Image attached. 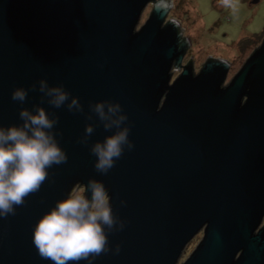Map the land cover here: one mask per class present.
<instances>
[{
  "label": "water",
  "instance_id": "water-1",
  "mask_svg": "<svg viewBox=\"0 0 264 264\" xmlns=\"http://www.w3.org/2000/svg\"><path fill=\"white\" fill-rule=\"evenodd\" d=\"M157 5L0 0V127L21 124L20 108L41 103V78L84 107L72 113L43 102L59 117L54 131L67 161L47 170L14 215L0 217V264H53L37 252L33 228L90 179L104 184L124 222L93 264H264V36L227 81L221 58L204 60L196 74L189 62L173 77L184 45L177 22H164L169 7ZM16 87L28 89L24 104L12 100ZM102 100L121 104L134 145L106 175L95 170L90 145L115 130L87 119L89 102ZM88 123L94 132L85 145Z\"/></svg>",
  "mask_w": 264,
  "mask_h": 264
},
{
  "label": "clouds",
  "instance_id": "clouds-1",
  "mask_svg": "<svg viewBox=\"0 0 264 264\" xmlns=\"http://www.w3.org/2000/svg\"><path fill=\"white\" fill-rule=\"evenodd\" d=\"M219 2L221 7L233 13L238 10V0ZM157 6L166 9L170 5L168 0H158ZM31 87L35 90L36 83ZM38 88L41 103L34 104L33 109L20 108L22 123L0 127V217L3 218L14 215L26 197L40 190L48 179L49 168L67 161L54 131L59 117L50 116L42 106L43 102L46 100L56 109L66 107L72 113L84 112L80 99L62 84L49 85L47 79L41 78ZM11 97L24 104L28 89L16 87ZM88 107L87 119L91 120L95 115L106 131L115 130L90 145V152L96 157L95 170L106 175L124 154L125 147L128 150L134 147L125 123L127 115L117 101H90ZM93 132L94 125L86 124L80 143L87 145ZM123 227L124 222L113 213L104 184L90 179L86 190L73 189L38 219L32 240L39 255L53 264H78L80 261L93 264L98 256L112 250L109 233ZM119 250L117 244L115 252Z\"/></svg>",
  "mask_w": 264,
  "mask_h": 264
},
{
  "label": "rangeland",
  "instance_id": "rangeland-1",
  "mask_svg": "<svg viewBox=\"0 0 264 264\" xmlns=\"http://www.w3.org/2000/svg\"><path fill=\"white\" fill-rule=\"evenodd\" d=\"M168 2L169 15L179 22L178 25L184 35L190 40L195 65L204 62L207 56L228 60L231 64L226 81L264 36V0L256 2L238 0V10L235 13L221 7L219 0H168ZM149 9L150 5H146L138 25L146 19ZM259 33L261 35L257 40L260 41H253L244 51L237 49L236 42L240 37ZM73 189L83 190V187L75 186ZM201 235L202 232L199 231L188 242L181 259L193 249Z\"/></svg>",
  "mask_w": 264,
  "mask_h": 264
},
{
  "label": "flooded vegetation",
  "instance_id": "flooded-vegetation-1",
  "mask_svg": "<svg viewBox=\"0 0 264 264\" xmlns=\"http://www.w3.org/2000/svg\"><path fill=\"white\" fill-rule=\"evenodd\" d=\"M154 4V1L153 2H150L148 5H150V9H149V12L148 14L150 13L151 9H152V6ZM170 11H169V8L167 10V13H166V16H165V20L164 22L172 19L171 16L169 15ZM174 20V19H173ZM177 22V21H176ZM179 24V22H177V25ZM178 29L180 31V41L183 42V55H182V58H181V62L180 64L178 65H173L172 66V72H174V76H176V74L179 73V71H181V69L186 65L188 64L189 62H191V65H192V70H193V74H196L198 71H199V68L201 67L202 63H200L199 65H195L194 63V55H192L191 53V44H190V40L189 38L184 35L183 31H182V28L178 25ZM208 58H212V57H206L205 60H207ZM213 59V58H212ZM222 59V58H221ZM226 60V59H225ZM228 61V60H227ZM231 62L229 63V66H230ZM173 76V77H174Z\"/></svg>",
  "mask_w": 264,
  "mask_h": 264
},
{
  "label": "trees",
  "instance_id": "trees-1",
  "mask_svg": "<svg viewBox=\"0 0 264 264\" xmlns=\"http://www.w3.org/2000/svg\"><path fill=\"white\" fill-rule=\"evenodd\" d=\"M259 35H261V33L255 34V35H252V36H242V37H240L237 40V42H236L237 49L239 51H244L247 46H250L253 41H256L257 40V37ZM260 40H257V42L260 41Z\"/></svg>",
  "mask_w": 264,
  "mask_h": 264
}]
</instances>
